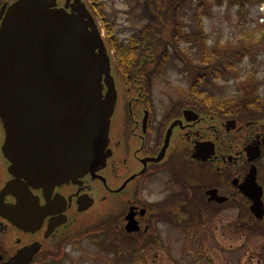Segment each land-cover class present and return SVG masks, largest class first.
Instances as JSON below:
<instances>
[{
  "label": "flooded vegetation",
  "instance_id": "1",
  "mask_svg": "<svg viewBox=\"0 0 264 264\" xmlns=\"http://www.w3.org/2000/svg\"><path fill=\"white\" fill-rule=\"evenodd\" d=\"M17 1L0 0V28ZM148 52L129 82L114 63L112 155L99 178L46 190L29 184L26 195L16 188L0 198V264H264V211L257 216L241 190L255 166L264 205V117L232 116L203 99L191 104L190 87L180 95L186 104L158 121L148 79L160 71L159 56ZM186 109L198 117L186 120ZM177 119L163 158L146 163L159 156ZM6 136L0 115V193L10 180L27 183L5 154ZM252 144L261 151L254 161L246 150ZM145 248L158 253L147 256Z\"/></svg>",
  "mask_w": 264,
  "mask_h": 264
},
{
  "label": "water",
  "instance_id": "2",
  "mask_svg": "<svg viewBox=\"0 0 264 264\" xmlns=\"http://www.w3.org/2000/svg\"><path fill=\"white\" fill-rule=\"evenodd\" d=\"M66 1L61 8L57 0H18L2 22L0 115L7 131L5 154L17 169L15 175L27 183L10 180L0 198L16 188L26 195L29 184L46 190L50 184L82 182L88 175L95 180L112 155L110 131L118 102L114 62L86 2ZM184 117L198 115L186 109ZM178 123L180 119L169 127L159 156L146 163L163 158ZM254 147L246 148L250 161L260 157V148ZM241 190L261 216L263 190L255 166Z\"/></svg>",
  "mask_w": 264,
  "mask_h": 264
},
{
  "label": "rangeland",
  "instance_id": "3",
  "mask_svg": "<svg viewBox=\"0 0 264 264\" xmlns=\"http://www.w3.org/2000/svg\"><path fill=\"white\" fill-rule=\"evenodd\" d=\"M102 1L106 6L108 17L114 24L115 33L120 42L126 45H128L134 34L142 32L155 21L153 15L148 17L143 15L146 3L148 1L153 2L154 0ZM254 1V5L259 3L264 5V0ZM253 6L250 7L249 16L238 17L237 7H229L225 3L213 4L211 0L205 1L202 20L205 30L208 33L209 44L215 45L217 43H222L225 45L233 42L235 51L241 53V57L235 60L234 70L230 73L232 75L229 74L228 79L219 78L214 80L211 85H208V90L222 99H232L237 96L240 97V95L242 96L243 84L246 79L248 80L252 77L250 76L251 73L258 78L257 84H259V94L264 96V36L262 34V27L258 24L257 18L251 15V8ZM177 14L181 22H187L188 25H196L197 11L195 9V2H187L186 7H181L177 11ZM97 19L102 28L101 21L98 17ZM189 29L191 30V27H189ZM102 32L105 37V30L102 29ZM165 32L166 31L163 32L164 36L166 35ZM140 44L139 42V46ZM160 44L164 46L162 41ZM170 45L171 47H168L169 49L167 50L170 51L172 58L168 61L167 68H163L159 72H152L149 74L148 79L151 95L154 98L156 111L158 113V121L160 122L164 121L170 114L173 112L175 113L178 108L186 104V101H182L180 98V92L182 89L187 91V89L191 87V82H193L194 78L191 66L187 67L177 55L176 49H174L171 42ZM178 48L182 55L193 57L195 62L198 60L197 63L199 64L200 55L202 53L200 47L194 48L193 46L183 43ZM245 49H248V52H246ZM163 51L164 49L155 48L151 53H155L156 57H158ZM138 53H143L140 48L138 49ZM242 53L245 54L244 58H242ZM119 84L122 85L120 81ZM127 89L128 88H126V91ZM186 99L188 98L186 97ZM158 175L164 178L169 174L167 172H160L157 174V177ZM151 181L157 180L153 179ZM156 197L157 196H154V198ZM181 251L183 255H185V251L182 250V247L176 250V254L179 258L183 257ZM144 252L145 255H150L154 258L158 250L145 248ZM137 262L138 260L135 261V264H137ZM252 264L257 263L255 262Z\"/></svg>",
  "mask_w": 264,
  "mask_h": 264
},
{
  "label": "trees",
  "instance_id": "4",
  "mask_svg": "<svg viewBox=\"0 0 264 264\" xmlns=\"http://www.w3.org/2000/svg\"><path fill=\"white\" fill-rule=\"evenodd\" d=\"M206 0H154L148 1L144 9V16L153 15L155 21L145 28L142 32L134 34L128 45L120 42L114 30V24L108 17L106 6L102 0H88V3L96 17L105 30V40L108 47L113 50L115 62L122 72L126 81L130 80V72L136 63H141L144 57V50H155V48L164 49L158 58L159 69H166L168 61L172 55L169 49L171 44L176 49L177 55L182 59L186 66H191L194 78L193 85L189 92L193 96L190 99L191 104H199L202 100L204 106L219 105L225 111L233 112L232 116L242 118H252L255 115L264 117V96L259 94L258 78L251 73L248 80L243 84V95L232 99H222L208 90L214 80L227 78L234 70L235 60L241 57V53L235 51L233 42L223 45L209 44L208 33L205 30L202 20L203 10ZM213 4H227L229 7H237V16L246 17L250 15V7L254 5V0H211ZM187 2H195L196 25H188L187 22H181L177 17V11L181 7H186ZM184 5V6H183ZM148 11V12H147ZM179 13V12H178ZM191 27V30L189 29ZM166 31V37L163 32ZM164 43V46L160 42ZM139 42L141 43L139 46ZM188 44L194 48L200 47L202 53L198 60L191 56L182 55L178 48L181 44ZM159 45V46H157ZM143 50L138 53L139 48ZM169 47V48H168ZM167 50V51H166ZM248 52V49H245ZM151 54V52H148ZM140 55V56H139ZM245 54L242 53V58ZM143 62H146L143 60ZM232 75V74H230ZM181 95L186 96V90H181ZM204 96V97H203Z\"/></svg>",
  "mask_w": 264,
  "mask_h": 264
},
{
  "label": "built area",
  "instance_id": "5",
  "mask_svg": "<svg viewBox=\"0 0 264 264\" xmlns=\"http://www.w3.org/2000/svg\"><path fill=\"white\" fill-rule=\"evenodd\" d=\"M257 15L259 16L260 22L264 25V6L257 8Z\"/></svg>",
  "mask_w": 264,
  "mask_h": 264
}]
</instances>
